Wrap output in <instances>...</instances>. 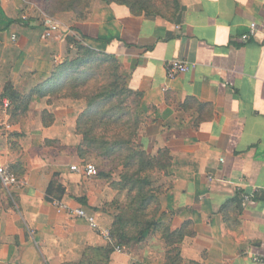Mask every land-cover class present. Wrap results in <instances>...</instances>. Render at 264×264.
Masks as SVG:
<instances>
[{
	"label": "crops",
	"instance_id": "obj_1",
	"mask_svg": "<svg viewBox=\"0 0 264 264\" xmlns=\"http://www.w3.org/2000/svg\"><path fill=\"white\" fill-rule=\"evenodd\" d=\"M43 3L0 0V94L7 81L37 73L45 78L60 63L51 54L61 44L42 38L48 16ZM179 8L170 21L94 0L83 21L70 11L48 17L97 49L114 52L128 73L127 86L142 92L151 108L155 121L148 145L166 147L171 155L172 183L159 196L157 218L171 230L189 231L170 264H264V45L259 37L240 39L251 21H264V0H179ZM171 58L192 67L167 79L165 62ZM186 98L209 104L212 117L193 125V108L177 111ZM4 99L0 166L19 180L9 188L0 184V264H61L78 260L86 245L105 246L86 222L44 198L57 172L66 187L65 204L83 206L77 199L84 195L90 207L101 203L90 190L80 196L78 175L66 168L70 155L59 154L58 160V152L45 144L61 138L63 116L73 109L46 103L39 109L53 113L50 124L38 116L13 123ZM243 194H252L251 200L245 202ZM152 235L150 254L144 249L136 261L167 264L163 241ZM132 261L130 253L114 251L108 264Z\"/></svg>",
	"mask_w": 264,
	"mask_h": 264
},
{
	"label": "trees",
	"instance_id": "obj_2",
	"mask_svg": "<svg viewBox=\"0 0 264 264\" xmlns=\"http://www.w3.org/2000/svg\"><path fill=\"white\" fill-rule=\"evenodd\" d=\"M103 1L107 4L114 2L125 5L133 15L160 16L170 21L176 19L180 9L178 0H170V3L167 2L169 5L166 3L159 8H155L156 5L151 0ZM90 4L91 0H44L43 10L48 16L62 11H70L77 21H83L87 19ZM165 12L168 15L171 14L172 17L167 16ZM73 32H69L66 37L69 44H74L77 47L75 58L54 65L48 76L43 78L40 84L28 86L29 88L26 90H18L11 80L4 84L0 99L8 100L6 111L9 114L10 122H20L21 117L26 115L29 103L35 96L49 97L55 95L59 99H85L86 104L91 106L96 105V100L102 99V101H106L102 107L122 92L143 98L140 91L132 90L128 86L124 89L123 85H120V79L117 78L115 71L110 74L111 81L108 84L100 81L99 86L91 85L92 82L97 81L89 74V70L94 68V66L88 68L89 63L93 61V63H97L96 66L100 64L99 62L114 60V57L108 53L99 54L84 46L75 38ZM74 33L82 36L77 32ZM79 71H81L80 75L77 76ZM29 77L34 79L31 75ZM185 107L193 108V125L212 117V107L207 103H199L193 98H186V101L179 105L177 111L183 110L185 112L188 109ZM122 112V114H126L128 110H122ZM43 113H48V110H43ZM113 113H115L113 107H105L97 109L91 116L86 115V112L79 116L81 119L84 118L83 121H80V126H83L84 129L79 132L82 135V140L77 144L76 151L80 158L87 154H96L104 159L112 156L120 159V180L116 184L119 190L127 191V202L121 208L117 206L118 212L112 218L109 226L111 243L107 242L103 247L86 245L81 250L78 260L64 261L61 264H108L110 255L114 252V244L128 245L131 242H139L145 239L148 233L159 235L167 248L165 260L168 259L167 264L173 263L178 259L180 243L183 237L189 234V231L185 230L186 227L171 230L169 226L159 221L157 218L160 209L159 196L171 185L163 190V187L153 186L148 178L150 172L154 170L162 171L166 176H169L170 151L164 147L156 149L154 154H149L144 149L143 139L139 140L137 145L132 144L137 135V118L120 123L118 117L114 116ZM179 120L181 121L182 117ZM42 123L44 125L49 124L47 122ZM163 125L168 126V124ZM100 174L103 175L102 171H99ZM65 193L66 187L61 182L60 174L54 172L44 191L45 200L49 202L62 200ZM77 201L83 205L82 207L88 213L97 214V207H90L84 197H79ZM109 205L111 204L107 206ZM70 217L75 218L74 216ZM171 252L174 254H170ZM131 264L141 263L135 260Z\"/></svg>",
	"mask_w": 264,
	"mask_h": 264
},
{
	"label": "rangeland",
	"instance_id": "obj_3",
	"mask_svg": "<svg viewBox=\"0 0 264 264\" xmlns=\"http://www.w3.org/2000/svg\"><path fill=\"white\" fill-rule=\"evenodd\" d=\"M94 0H91V3ZM103 1V0H102ZM154 5H156L155 8H159L160 6H164L167 2L170 3V0H151ZM167 3V4H168ZM179 4V0H178ZM91 5V4H90ZM169 5V4H168ZM89 10V9H88ZM167 16L168 13L165 12ZM75 38L78 39L81 44H83L86 47H89V49L94 50L95 52L99 54H111L114 57V60H111L109 62H99V65H96L97 63H93L91 61L88 68L93 67L92 70H89V74L92 75V77L97 82H92L91 85L99 86L100 81H104L107 84L111 81L110 74L115 71L117 74V78L120 79V85H123L122 87L124 89L127 87V77L128 73L126 72L125 68L123 67V63L121 59L112 51L109 50H100L97 49L94 44L89 43L83 36H80L76 33ZM67 36V35H66ZM46 42L52 44L53 42L57 43L59 42L61 44V47L58 48V50L52 52V60L56 61V59L59 62L73 59L76 56L77 53V47L74 44H69L67 41V37L63 38L62 41H56L52 39H46ZM80 72H77V76L80 75ZM28 77V76H27ZM25 77H21L18 79V81L13 84L15 87L20 90H26L29 87H32L34 85L40 84V82L43 81V77L39 75L38 73L34 77V79H30ZM16 79V80H17ZM30 80H32L30 82ZM27 84V85H25ZM25 85V86H24ZM24 86V88H23ZM29 86V87H28ZM69 92V91H68ZM75 92V91H73ZM138 97V96H137ZM134 95L128 94L127 92H122L121 94H118L114 100L108 102L105 104L104 107L102 105L106 101H102V99L96 100V105H87L85 99H68V98H57L54 96H35L32 98V101L29 103L28 110L26 112V115L24 117H21L20 122H27V120L31 117L38 116V118L42 122L51 123L55 118L53 116V113H43V110L39 109L44 104H49L52 107L58 105L66 108H72L74 111V114L68 116H63L64 119V126L65 129L60 131L61 138L60 137H54L51 140H49L47 143L49 146V149L58 152V160L61 156L59 154L66 153L69 156V161L67 165L68 173H75L78 175L77 180H79L78 186L82 192H79L80 196H83L82 194L86 192V190H90L94 196L97 198L99 203L97 206L98 212V219L102 221V223L109 228L112 218L115 214L118 212V207L121 208L126 204L127 202V191L125 190H119L117 186V182L120 180V163L121 160L118 158H114L113 156L107 159H104L101 156H97L96 154H87L86 156H82L81 158L77 156L76 146L77 144L82 140V135L79 133L81 130L84 129L83 126H80V121H83V119L79 118V116L86 112V115L88 114L91 116L94 111L100 108L105 107H113L115 110L114 116H117L119 119V122L122 123L124 121H132L134 118H137L138 124H137V135L134 138V141L132 144L137 145L138 141L143 139L144 142V149L149 154H154L156 151V148L148 145V137L153 132V122L155 119H152V114L149 113L151 110L150 106L144 105L141 98H137ZM123 99V101H122ZM90 106V107H89ZM46 110V109H44ZM122 110H128V113L122 114ZM47 111V110H46ZM121 116V117H120ZM68 117V118H67ZM132 123V122H131ZM135 129V127H134ZM148 139V141H147ZM77 142V143H76ZM76 143V144H75ZM131 144V145H132ZM84 164H93L96 169V174L94 175H88L83 172V169L80 171H73L71 170V165H77L80 168L83 167ZM99 171H102L103 175H99ZM18 175V174H17ZM148 178L151 180L153 186H159L160 188L163 187V190L168 188L169 185H171L172 179L169 176H166L162 171L154 170L151 171ZM19 179V178H17ZM59 180V177H57ZM1 184V182H0ZM2 185V184H1ZM116 185V186H115ZM82 186V187H81ZM112 190L110 193L109 191ZM85 198V195L83 196ZM11 198H14V196H11ZM108 204H111L107 206ZM118 206V207H117ZM155 234V233H154ZM150 236H153L151 233H148L146 235V238L139 242H131L130 244H124V246L128 249V252L130 255L136 260L140 259L142 256V252L147 250L150 254L151 248L154 246L155 241L153 243L152 240H150ZM164 246L165 243L163 242ZM151 249V250H150ZM166 246H165V253H166ZM170 254H174L171 252ZM170 256V255H168ZM168 260V259H167Z\"/></svg>",
	"mask_w": 264,
	"mask_h": 264
},
{
	"label": "built area",
	"instance_id": "obj_4",
	"mask_svg": "<svg viewBox=\"0 0 264 264\" xmlns=\"http://www.w3.org/2000/svg\"><path fill=\"white\" fill-rule=\"evenodd\" d=\"M22 19H26V18L23 17ZM42 27H43L42 38L44 39L61 41L69 33L68 29H65L64 27L61 26V24L58 21L48 16L44 17L42 21ZM258 37L261 39V42L264 45V21L262 22L251 21L247 25L246 31H244L241 34L240 39L242 41H246ZM191 67L192 65L189 62L185 61L184 59L171 58L165 62V76L167 79H173L181 73L188 72L191 69ZM3 105L5 107L8 106L7 99L3 100ZM81 169H83V172L88 175L96 174V169L93 164H84L82 168H80L77 165H71V170L75 172L80 171ZM0 182L2 186H4L5 188H9L12 184L16 182V178L12 172L7 170L4 166H0ZM254 191L255 193H258L259 190H254ZM251 195L252 194H243L242 198L245 202H248L251 200ZM52 203L54 204V206L58 211H64L68 215L74 216L75 218L86 222L90 229L94 230L99 234L103 242L105 243L112 242L109 228L104 225H101L98 219L95 217V215L88 213L85 210V208H83L82 206L71 207L65 204L62 200H53ZM113 249L117 253H121V254L129 253L128 249L124 245L119 243L114 244ZM253 260L255 262L261 261L258 256H255Z\"/></svg>",
	"mask_w": 264,
	"mask_h": 264
}]
</instances>
